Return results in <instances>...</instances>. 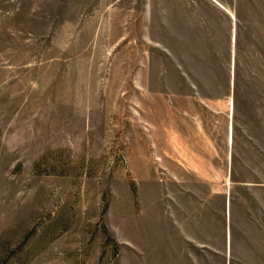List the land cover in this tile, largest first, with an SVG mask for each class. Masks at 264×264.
Instances as JSON below:
<instances>
[{
  "label": "rangeland",
  "instance_id": "obj_1",
  "mask_svg": "<svg viewBox=\"0 0 264 264\" xmlns=\"http://www.w3.org/2000/svg\"><path fill=\"white\" fill-rule=\"evenodd\" d=\"M0 264H264V0H0Z\"/></svg>",
  "mask_w": 264,
  "mask_h": 264
}]
</instances>
